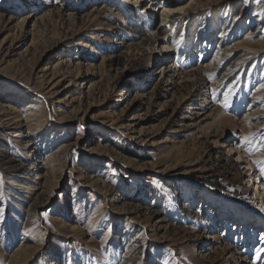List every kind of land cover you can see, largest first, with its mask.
Segmentation results:
<instances>
[{"label": "rangeland", "instance_id": "1", "mask_svg": "<svg viewBox=\"0 0 264 264\" xmlns=\"http://www.w3.org/2000/svg\"><path fill=\"white\" fill-rule=\"evenodd\" d=\"M162 1L0 0V264H264V0Z\"/></svg>", "mask_w": 264, "mask_h": 264}, {"label": "bare ground", "instance_id": "2", "mask_svg": "<svg viewBox=\"0 0 264 264\" xmlns=\"http://www.w3.org/2000/svg\"><path fill=\"white\" fill-rule=\"evenodd\" d=\"M137 1V0H136ZM145 1V0H141ZM150 2V4L153 6V10H159L160 14L163 17V20L169 19L171 16H173L174 13L180 12L185 9L186 6H183L182 3L179 1L169 3L168 1H162V0H147ZM31 16L28 15L21 19L20 26L25 22L27 18H30ZM162 22V21H161ZM254 33H249L247 37L250 39L253 36ZM235 46V45H234ZM234 50H245L244 52L247 54L246 56L251 59H256L257 57H260L261 55H264V40H257L252 43H244V42H237L236 46L233 48ZM249 53V54H248ZM245 58V57H244ZM60 72V70H58ZM57 72V73H58ZM1 98V97H0ZM0 123L2 125L1 130L4 132V134L7 136L9 135L10 137L14 138L15 140H18V142L23 139L28 137L29 135L27 134L28 128H30V125L25 124L21 121L20 119V113L16 109L15 104L10 103V102H5L2 103L0 99ZM1 140H4L2 136H0ZM6 140V139H5ZM28 142V141H27ZM28 144L24 145L25 147ZM108 152V151H107ZM5 153L3 148L0 147V154ZM8 164V165H7ZM6 165L7 167L14 171V176L13 178L21 183L22 189L27 191V193L31 194L33 191H38V185L35 183H32V181L29 180H23L21 178L22 175H20L23 170L24 166L21 164V162H15L13 159H7L6 160ZM255 194L258 196H263L262 198L264 199V190L262 189L261 185L257 182L255 185ZM37 194L34 193L33 198H37ZM34 198V199H35ZM33 200V199H32ZM28 210V209H26ZM31 251V250H30ZM29 254L28 248H23L22 250H19L17 252L18 257H25L26 255ZM16 257V256H15ZM77 256H74L76 258ZM72 258V261L75 260ZM16 259V258H15ZM24 263V262H23Z\"/></svg>", "mask_w": 264, "mask_h": 264}, {"label": "snow or ice", "instance_id": "3", "mask_svg": "<svg viewBox=\"0 0 264 264\" xmlns=\"http://www.w3.org/2000/svg\"><path fill=\"white\" fill-rule=\"evenodd\" d=\"M261 87H264V85H262ZM225 107H227V103L224 104ZM249 138L248 137H245V140L247 141ZM257 164H260L261 165V170L264 171V164H262V162L260 161H257L256 162Z\"/></svg>", "mask_w": 264, "mask_h": 264}]
</instances>
